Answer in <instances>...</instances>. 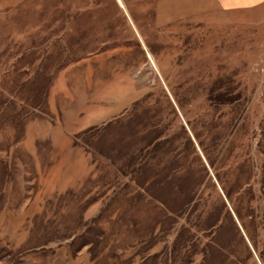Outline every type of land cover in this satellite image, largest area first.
I'll use <instances>...</instances> for the list:
<instances>
[{"label": "rangeland", "instance_id": "obj_1", "mask_svg": "<svg viewBox=\"0 0 264 264\" xmlns=\"http://www.w3.org/2000/svg\"><path fill=\"white\" fill-rule=\"evenodd\" d=\"M121 1L0 0V264H264V2Z\"/></svg>", "mask_w": 264, "mask_h": 264}, {"label": "crops", "instance_id": "obj_2", "mask_svg": "<svg viewBox=\"0 0 264 264\" xmlns=\"http://www.w3.org/2000/svg\"><path fill=\"white\" fill-rule=\"evenodd\" d=\"M262 2H264V0H218V3L226 10L251 8Z\"/></svg>", "mask_w": 264, "mask_h": 264}, {"label": "bare ground", "instance_id": "obj_3", "mask_svg": "<svg viewBox=\"0 0 264 264\" xmlns=\"http://www.w3.org/2000/svg\"><path fill=\"white\" fill-rule=\"evenodd\" d=\"M119 2H120V4L122 5V1L121 0H119ZM147 55H148V57H149V59H150V61H151V63H152V65L155 67V64H154V62H153V60H152V57H151V55L147 52Z\"/></svg>", "mask_w": 264, "mask_h": 264}]
</instances>
